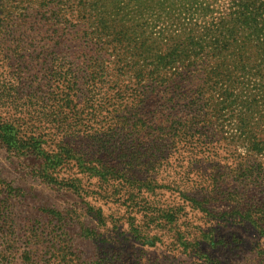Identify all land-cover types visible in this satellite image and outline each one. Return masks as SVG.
I'll return each instance as SVG.
<instances>
[{"label": "trees", "instance_id": "trees-1", "mask_svg": "<svg viewBox=\"0 0 264 264\" xmlns=\"http://www.w3.org/2000/svg\"><path fill=\"white\" fill-rule=\"evenodd\" d=\"M34 4L38 15L44 10L50 14L44 24L48 29L38 32L47 43L38 49L26 37L28 20L36 18L22 16L11 23V16L0 11V48L6 50L0 56V148L32 159L48 184H57L61 171L72 167L94 174L101 185L121 187L118 195L132 201L126 219L132 239L86 236L106 246L100 264H144L131 257L134 246L124 244L144 241L147 216L140 204L145 186L148 195L177 191L186 204H228L230 211L264 235V198L254 194L264 195V0H34ZM60 59L81 66L64 69ZM32 63L41 65L42 77L21 74ZM46 63L49 68L43 69ZM105 63L119 80H132V88L109 106L96 96L99 79L105 78L99 66ZM94 67L98 75L92 78ZM153 104L162 111L152 116L159 131L146 144L149 157L143 162L130 154L136 140L126 141L122 127L144 129V111ZM110 107L113 113L106 114ZM232 143L237 147L229 153L228 165L221 150ZM85 148L99 158L81 157ZM178 159L188 165L180 177L173 175ZM203 162L207 165H200ZM139 164L143 173L137 176ZM92 210L106 229L101 208ZM148 217L150 230L163 227L158 214ZM4 226L0 264L45 259L47 251L30 242L12 250L16 238ZM111 232L123 236L119 225Z\"/></svg>", "mask_w": 264, "mask_h": 264}, {"label": "rangeland", "instance_id": "rangeland-1", "mask_svg": "<svg viewBox=\"0 0 264 264\" xmlns=\"http://www.w3.org/2000/svg\"><path fill=\"white\" fill-rule=\"evenodd\" d=\"M0 8L1 12L5 11L11 16V23L22 16L36 18L35 22L39 25L35 27L31 26L35 22L28 20L30 25L26 27V37L37 49L47 43L42 41L38 32H41L39 29L45 28V20L50 14L44 10L38 15L35 11L39 7L34 4V0H7L2 3L0 1ZM47 29L48 27L45 28ZM50 37L51 35H48L47 38ZM29 51L27 54L30 53ZM5 52V49L0 48L2 54L0 56H4ZM59 61H62L64 69L81 66L79 62L69 63L63 59ZM14 64L17 68L18 64ZM38 64L32 63L31 67L29 65V70L24 69L25 73L21 74L26 78L38 77V75L42 77L43 73H39L42 67ZM44 68H49V65L43 64ZM99 68L105 78L99 79L100 87H96V96L102 101L101 104L109 106L111 102L125 95V90L132 88V80L128 77L119 80L112 72L113 68L106 63ZM93 73L92 78H95L98 75L96 67ZM87 77L91 80L90 73ZM128 109L121 108V110ZM109 113H113L112 107L107 109L106 114ZM161 113V108H156L153 104L144 111V129L131 125L122 127V136L126 141L136 140L132 145L134 150L130 154L143 162L149 157L145 151L146 144L154 140L151 135L159 131L154 125L156 121L152 116ZM118 115L129 116L122 112H118ZM150 126L151 128H148ZM143 139L144 147L141 145ZM80 143L85 144L84 141ZM236 147L235 143L224 144L221 150L224 163L229 159V153ZM81 154V157L85 156L89 159L99 158L86 148L81 150ZM175 160L176 157L170 158L171 162ZM177 162L179 167L173 175L180 177L188 171L186 168L188 165H182L180 159ZM230 163L227 162L228 165ZM200 165L207 164L203 162ZM134 173L137 176L143 173L140 164ZM193 174L197 173L193 171ZM144 176H146L145 171ZM77 179L81 186L75 181ZM147 190L145 186L144 204H140L144 205V215L147 216V219L144 218V241H128L124 244L126 247L131 244L134 246L131 257L135 261L139 259L144 264H264V235L254 226L237 217L236 212L230 211L227 208L228 204H186L183 201L184 197L177 191L174 193L166 189L158 190L152 192V196L146 193ZM121 192L119 185L113 188L101 185L94 174L81 173L79 168L72 167L61 171L57 184H48L32 159L16 156L0 148V215L3 217L0 220V227L4 226L3 222H7L4 230L9 231L16 238L17 245H14L12 250L18 251L23 246L22 242L26 241L32 245H39L40 248L37 249L42 252L47 251L45 259H40L35 264H100L103 254H107L106 246H102L98 238L92 240L86 236L97 237L98 234H103V236H114V240L117 241L132 239V235L129 234L130 229L126 226L130 212L127 206L133 208L132 201L130 202L127 197L125 199L120 197L118 194ZM254 194L257 198H264L260 193ZM150 196L152 197L149 198ZM135 203L138 202L135 200ZM6 207L8 211H5ZM93 207L101 208L103 211L102 223L106 224L107 230L102 227L98 219L94 218ZM201 207L204 208L203 211ZM230 212L232 216H229ZM150 214H158L163 218V227L150 230V217H148ZM117 225L123 236H116L111 232Z\"/></svg>", "mask_w": 264, "mask_h": 264}]
</instances>
